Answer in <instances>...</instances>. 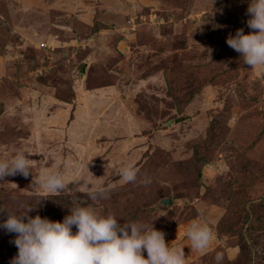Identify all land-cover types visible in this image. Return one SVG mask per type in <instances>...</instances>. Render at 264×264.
Instances as JSON below:
<instances>
[{
	"label": "rangeland",
	"instance_id": "1",
	"mask_svg": "<svg viewBox=\"0 0 264 264\" xmlns=\"http://www.w3.org/2000/svg\"><path fill=\"white\" fill-rule=\"evenodd\" d=\"M247 7L0 0V159L22 149L32 172L0 181V207L38 205L30 216L62 222L91 205L121 223L153 222L188 264H217V254L220 264H264V67L226 43L251 31ZM129 164L136 183L118 175ZM45 167L73 190L48 193L37 183ZM99 186H111L109 198L89 199ZM198 219L214 233L204 252L186 235ZM14 238L0 228V264L17 255Z\"/></svg>",
	"mask_w": 264,
	"mask_h": 264
},
{
	"label": "clouds",
	"instance_id": "2",
	"mask_svg": "<svg viewBox=\"0 0 264 264\" xmlns=\"http://www.w3.org/2000/svg\"><path fill=\"white\" fill-rule=\"evenodd\" d=\"M216 0H213V5ZM247 34L243 28L229 35L227 45L240 54L243 64L250 68L264 67V0H247ZM214 9V8H213ZM215 13V9H214ZM31 154L17 150L10 159H0V181L6 176L31 172ZM139 169L129 164L122 167L119 177L126 183H136ZM62 172L45 167L39 175V183L48 193L70 192V183ZM151 183L150 178L140 180ZM111 186L93 187L89 199L109 198ZM40 203V202H39ZM38 206V205H37ZM36 207H27L23 212L0 207L7 218L0 223L8 233H14L12 241L18 249L11 264H188L184 247H173L165 240V233L140 222L121 223L112 213L101 214L91 205L69 209L63 221H53L39 214L30 216ZM73 226L76 231L73 232ZM186 235L191 241V250L204 252L209 248L214 233L210 225L194 220ZM146 253V255H145ZM217 264L223 257L217 254Z\"/></svg>",
	"mask_w": 264,
	"mask_h": 264
},
{
	"label": "trees",
	"instance_id": "3",
	"mask_svg": "<svg viewBox=\"0 0 264 264\" xmlns=\"http://www.w3.org/2000/svg\"><path fill=\"white\" fill-rule=\"evenodd\" d=\"M66 100V99H65ZM2 109H3V106H1V102H0V112L2 111ZM53 198H56V199H65L66 198V196L64 195V196H61V195H58V197L56 196V197H53Z\"/></svg>",
	"mask_w": 264,
	"mask_h": 264
},
{
	"label": "water",
	"instance_id": "4",
	"mask_svg": "<svg viewBox=\"0 0 264 264\" xmlns=\"http://www.w3.org/2000/svg\"><path fill=\"white\" fill-rule=\"evenodd\" d=\"M169 202V199L168 198H163L162 200H161V203L162 204H167Z\"/></svg>",
	"mask_w": 264,
	"mask_h": 264
}]
</instances>
